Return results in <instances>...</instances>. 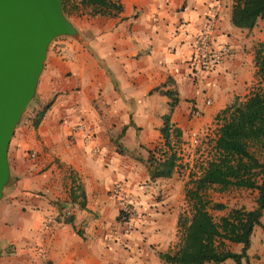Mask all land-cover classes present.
<instances>
[{
  "label": "crops",
  "instance_id": "crops-1",
  "mask_svg": "<svg viewBox=\"0 0 264 264\" xmlns=\"http://www.w3.org/2000/svg\"><path fill=\"white\" fill-rule=\"evenodd\" d=\"M234 1L222 2L215 45L236 54L197 76L189 61L213 0H113L122 9L114 16L74 13L84 28L68 18L80 40L49 46L36 90L37 110L52 104L37 128L31 121L16 127L9 144L13 185L0 207V264H166L157 254L180 244L179 212L190 211L185 190L214 145L216 116L263 87L254 56L264 44V18L250 31L233 27ZM159 88L177 99L170 124L181 131V160L170 178L151 180L147 151L162 145L170 102ZM117 183L133 210L125 224L110 196ZM125 229L119 241L109 240ZM247 254L264 264L255 251Z\"/></svg>",
  "mask_w": 264,
  "mask_h": 264
},
{
  "label": "trees",
  "instance_id": "trees-1",
  "mask_svg": "<svg viewBox=\"0 0 264 264\" xmlns=\"http://www.w3.org/2000/svg\"><path fill=\"white\" fill-rule=\"evenodd\" d=\"M62 8L67 17L69 13L111 17L122 10L113 0H62ZM263 18L264 0L234 1L230 16L233 27L250 31ZM254 60L263 87L243 102L235 100L216 116L218 129L214 145L200 175L191 174V187L185 190L190 211L181 214L177 221L180 244L173 252L157 254L166 264H222L227 260L233 264H254L247 254L251 237L257 227L264 232L261 222L264 215V163L257 156V152L264 149V44L256 49ZM157 91L170 102L169 113L162 117V145L155 147L154 151H147L146 168L151 180L170 178L181 160L177 152L181 131L170 124V113L177 99L170 90L159 88ZM51 104L41 106L30 118L34 128L38 127ZM130 124L133 125L132 121ZM211 189L220 193L232 189L254 191L256 206L252 210L231 208L217 222L212 213L226 211L227 206L208 199L207 193ZM75 192H71V203L77 200ZM79 196L84 200L81 192ZM80 207H85L84 201ZM64 221L72 223L73 217H66ZM228 244L241 245V251L233 252Z\"/></svg>",
  "mask_w": 264,
  "mask_h": 264
},
{
  "label": "water",
  "instance_id": "water-1",
  "mask_svg": "<svg viewBox=\"0 0 264 264\" xmlns=\"http://www.w3.org/2000/svg\"><path fill=\"white\" fill-rule=\"evenodd\" d=\"M80 40L62 0H0V201L11 181L10 141L36 96L49 46Z\"/></svg>",
  "mask_w": 264,
  "mask_h": 264
},
{
  "label": "built area",
  "instance_id": "built-area-1",
  "mask_svg": "<svg viewBox=\"0 0 264 264\" xmlns=\"http://www.w3.org/2000/svg\"><path fill=\"white\" fill-rule=\"evenodd\" d=\"M222 2L223 0H213L212 5L209 7L205 22L198 32L194 51L189 61L190 69H192L191 72L194 76L211 73L218 64L225 59L233 58L236 54V51L232 46L215 45V34ZM193 115L198 117L199 113L194 112ZM78 128L79 130L83 129L82 126H79ZM83 142L88 143L89 138H84ZM30 157L31 159H35L37 157V152L32 151ZM110 196L119 203V223L125 224V222H127L133 215V210L123 186L120 183L114 184L110 190ZM127 230L128 229H125L120 233H112L108 238L112 241H119L121 235L125 234Z\"/></svg>",
  "mask_w": 264,
  "mask_h": 264
},
{
  "label": "rangeland",
  "instance_id": "rangeland-1",
  "mask_svg": "<svg viewBox=\"0 0 264 264\" xmlns=\"http://www.w3.org/2000/svg\"><path fill=\"white\" fill-rule=\"evenodd\" d=\"M67 18L71 19L74 22V24L79 28H84L87 24L86 21H82L75 14L69 13ZM55 41H58V42L59 41H70V38H59V39H56ZM83 41L87 42V35H85V37H83ZM36 106H37V103H36V96H35V98L31 102V104L28 106L26 112L23 114L19 125H24L25 123L30 121V118L34 116L36 111H38L36 109ZM257 156H258L259 160L264 163V149H262L261 151H258ZM195 167H197V166H195ZM181 170L183 172L188 171V169L187 168L185 169L184 167H182ZM11 181H12V178H11ZM11 181L5 187V190H4L5 193H8V191L12 187L13 182H11ZM207 197L211 202H219V203L225 204L228 209H231L234 207H244L247 210H251V209L255 208V206H256L255 205L256 193L254 191H250V190L232 189L230 191L220 193V192H217V191L211 189L208 191ZM1 203H4V197L0 202V207H1ZM187 211H189L188 207H182L179 214H182V213L186 214ZM224 214H226V211L225 212H213L212 216H213L214 220L218 222L219 218ZM262 224L264 225V215L262 218ZM180 239H181V237H180ZM251 239H252V247L250 248V251L251 252L255 251L254 259L262 260L264 258V232H263V230L259 227L256 228V232L254 233V235L252 236ZM178 240L176 243H178ZM176 245H174V250L177 248ZM229 263L233 264V262L230 260H229Z\"/></svg>",
  "mask_w": 264,
  "mask_h": 264
}]
</instances>
